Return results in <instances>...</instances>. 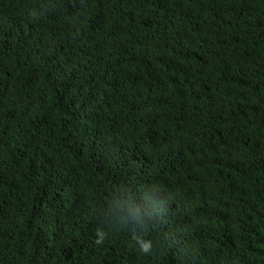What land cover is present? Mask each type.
Masks as SVG:
<instances>
[{"label": "trees", "instance_id": "trees-1", "mask_svg": "<svg viewBox=\"0 0 264 264\" xmlns=\"http://www.w3.org/2000/svg\"><path fill=\"white\" fill-rule=\"evenodd\" d=\"M206 2L0 0V264H264V0Z\"/></svg>", "mask_w": 264, "mask_h": 264}, {"label": "clouds", "instance_id": "clouds-1", "mask_svg": "<svg viewBox=\"0 0 264 264\" xmlns=\"http://www.w3.org/2000/svg\"><path fill=\"white\" fill-rule=\"evenodd\" d=\"M202 14L204 15V17L209 20L211 17H215L213 15V9H212V4H211V0H207L206 4L203 7L202 10ZM217 24L220 23V20L217 18L216 22ZM138 38L136 37V40ZM200 50H207L210 51L212 53H214L220 60V62L223 63V60L225 58H231V56L225 52L222 51H217L215 49L212 48H208V47H203ZM243 49L238 50L235 55H234V59L235 61H237V63H239V58L240 56L243 54ZM182 81L181 84L179 86V88H185V96L183 99V105H182V109L184 111H192L195 110L196 108H198L200 105H194L193 104V99H194V92L195 90L200 86V84H198V81L200 80L198 77V74L196 72V68H195V60L193 59V56H188L183 60L182 63ZM214 93V97L216 98V90L213 91ZM245 209V207H244ZM246 210V209H245ZM247 212V210H246ZM129 215L128 216H121V219L125 222L128 223L129 220H135V221H139V209H137L135 211V213H133L132 209H129ZM99 235L101 236V239H98L96 242L97 243H102V237H103V233H99ZM137 239V243L139 244V249L141 252L143 253H149L151 252L152 248H153V242L150 239H145L142 235H137L136 237Z\"/></svg>", "mask_w": 264, "mask_h": 264}]
</instances>
